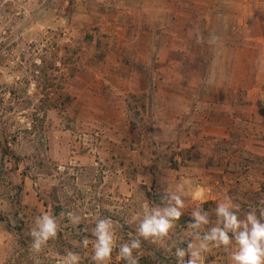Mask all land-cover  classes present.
<instances>
[{
	"label": "rangeland",
	"instance_id": "1",
	"mask_svg": "<svg viewBox=\"0 0 264 264\" xmlns=\"http://www.w3.org/2000/svg\"><path fill=\"white\" fill-rule=\"evenodd\" d=\"M261 2L0 0L1 264H58L67 250L93 264L90 229L99 217L112 218L118 241L135 235L133 216L145 202H162L178 167L169 135L195 129L171 114L190 104H181L179 83L199 84L198 55L222 52L207 37L214 24L225 20L236 37L249 19L259 35ZM214 63L205 65L211 71ZM185 94L195 99L194 91ZM200 204L215 223L214 203ZM200 204L185 202L168 237L142 239L138 264H176L175 247L194 239L185 221ZM44 211L57 215L59 230L37 253L29 231ZM67 211L81 215L79 225L67 223ZM204 256L203 264H228L223 247ZM108 264L124 261L114 250Z\"/></svg>",
	"mask_w": 264,
	"mask_h": 264
},
{
	"label": "crops",
	"instance_id": "2",
	"mask_svg": "<svg viewBox=\"0 0 264 264\" xmlns=\"http://www.w3.org/2000/svg\"><path fill=\"white\" fill-rule=\"evenodd\" d=\"M262 2L260 18L254 19L260 34L251 32L249 19L240 21L243 35L236 37L225 20L214 24L215 29L207 37L221 45L222 52L217 56L215 53L198 55L204 71L200 73L199 84L179 83L182 94L177 96L181 104H190L179 111L173 104L166 103L172 107L173 117L180 116L188 122L187 126L192 122L195 128L193 131L183 129L180 135H169L170 149L176 150L178 167L172 168L175 173L170 177L167 192L173 191L179 183L185 202L212 201L215 204L216 200L228 196L240 205V215H244L249 205L264 202V0ZM150 8L143 10L150 13ZM205 23L208 27L210 19ZM220 26L227 32L219 31ZM180 55L182 59L184 53ZM207 60L215 61L211 71L205 65ZM191 90L196 93L195 99L185 94ZM195 102L197 107H193ZM177 138H180L178 142ZM192 171L196 172L195 179L186 184ZM197 189L201 190L202 200L193 198ZM4 247L3 237H0V264Z\"/></svg>",
	"mask_w": 264,
	"mask_h": 264
},
{
	"label": "clouds",
	"instance_id": "3",
	"mask_svg": "<svg viewBox=\"0 0 264 264\" xmlns=\"http://www.w3.org/2000/svg\"><path fill=\"white\" fill-rule=\"evenodd\" d=\"M193 198L202 200L201 190L193 193ZM160 204L141 205L142 212L133 216L136 221L135 235L127 240L118 241L111 217H99L90 229L93 264H108L116 250L117 258L124 264H138V250L141 241L162 240L174 230L177 221L184 215L185 200L183 190L169 191L161 197ZM240 205L224 196L214 204L215 223L209 219L208 210L200 204L193 208L190 219L185 224L192 230L193 240L184 247L176 246V264H203L204 254L210 247H223L228 251V264H264V202L249 205L243 216L239 214ZM67 223L73 227L81 222V215L67 211ZM207 230H203L204 226ZM59 230L57 215L48 211L34 217L29 231V248L40 252L49 240L56 237ZM90 237L83 236L80 245L89 246ZM185 257H187L185 259ZM79 253L67 250L58 264H80Z\"/></svg>",
	"mask_w": 264,
	"mask_h": 264
},
{
	"label": "trees",
	"instance_id": "4",
	"mask_svg": "<svg viewBox=\"0 0 264 264\" xmlns=\"http://www.w3.org/2000/svg\"><path fill=\"white\" fill-rule=\"evenodd\" d=\"M21 242H22L23 245H25V242H24L23 240H22ZM54 261L57 262L58 259H54ZM54 264H56V263H54ZM80 264H84V263H82V262L80 261ZM149 264H161V263H160V261H157V260H156L155 262H153V261L151 260V262H149Z\"/></svg>",
	"mask_w": 264,
	"mask_h": 264
}]
</instances>
